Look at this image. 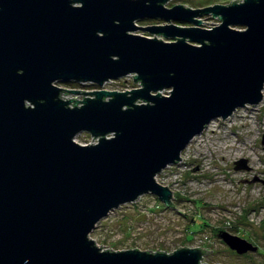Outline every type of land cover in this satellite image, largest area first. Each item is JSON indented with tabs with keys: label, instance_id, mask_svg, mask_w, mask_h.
<instances>
[{
	"label": "water",
	"instance_id": "water-1",
	"mask_svg": "<svg viewBox=\"0 0 264 264\" xmlns=\"http://www.w3.org/2000/svg\"><path fill=\"white\" fill-rule=\"evenodd\" d=\"M168 1L0 0V264H201L212 251H116L89 236L147 193L176 208L156 175L211 120L262 98L264 0ZM204 15L219 24L201 27ZM144 19L192 26L135 24ZM128 75L138 87L102 88ZM82 132L96 142L77 143ZM218 236L237 254L258 250Z\"/></svg>",
	"mask_w": 264,
	"mask_h": 264
},
{
	"label": "rangeland",
	"instance_id": "rangeland-1",
	"mask_svg": "<svg viewBox=\"0 0 264 264\" xmlns=\"http://www.w3.org/2000/svg\"><path fill=\"white\" fill-rule=\"evenodd\" d=\"M230 1L169 0L165 6L171 8L184 4L198 8ZM200 18V26L204 28L219 24L217 18L209 15ZM169 22L177 26H192L181 21ZM169 22L144 19L135 24L169 25ZM133 33L156 36L144 30ZM132 84V77L128 75L110 80L102 88L123 91L139 86ZM56 85L84 92L99 88L96 85L73 86L59 82ZM261 92L262 98L258 103L238 107L225 119L211 120L181 151V160L156 175L157 182L171 190L176 208L165 207L155 195L144 194L98 221L89 234L96 244L116 251L137 248L152 252L159 249L167 253L179 246L203 247L212 251L203 254L201 264H264V87ZM161 93L168 94V90ZM75 96L81 100L89 95L82 97L79 93H70L63 97L71 99ZM92 139L86 132L74 138L80 144L96 142ZM241 159L247 161L249 168L235 170V161ZM204 221L208 226L198 229ZM195 230L198 231L192 233ZM221 231L247 240L258 250L237 254L218 236Z\"/></svg>",
	"mask_w": 264,
	"mask_h": 264
},
{
	"label": "trees",
	"instance_id": "trees-1",
	"mask_svg": "<svg viewBox=\"0 0 264 264\" xmlns=\"http://www.w3.org/2000/svg\"><path fill=\"white\" fill-rule=\"evenodd\" d=\"M68 85H73V86H76V85H80V84H77V83H74V82H70V83H68ZM84 85H87V86H94V85H92V84H84ZM132 86H134V85H132ZM158 204H160L159 202H158ZM205 226H208V223L206 222V221H204L202 224H200L199 226H198V229L199 228H203V227H205ZM200 229V230H201ZM234 229H237V226H234ZM196 231H198V230H195V231H192V233H195ZM192 233L190 234V237L192 236ZM188 240H190V239H188Z\"/></svg>",
	"mask_w": 264,
	"mask_h": 264
},
{
	"label": "bare ground",
	"instance_id": "bare-ground-1",
	"mask_svg": "<svg viewBox=\"0 0 264 264\" xmlns=\"http://www.w3.org/2000/svg\"><path fill=\"white\" fill-rule=\"evenodd\" d=\"M132 85H138L137 83H133Z\"/></svg>",
	"mask_w": 264,
	"mask_h": 264
},
{
	"label": "built area",
	"instance_id": "built-area-1",
	"mask_svg": "<svg viewBox=\"0 0 264 264\" xmlns=\"http://www.w3.org/2000/svg\"><path fill=\"white\" fill-rule=\"evenodd\" d=\"M92 142H94V141H92Z\"/></svg>",
	"mask_w": 264,
	"mask_h": 264
}]
</instances>
